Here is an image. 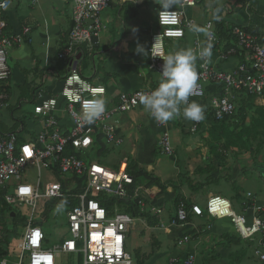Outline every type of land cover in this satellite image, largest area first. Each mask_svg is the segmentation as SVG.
Returning <instances> with one entry per match:
<instances>
[{"label": "built area", "instance_id": "1", "mask_svg": "<svg viewBox=\"0 0 264 264\" xmlns=\"http://www.w3.org/2000/svg\"><path fill=\"white\" fill-rule=\"evenodd\" d=\"M110 1L72 0V25L67 44L57 54L66 68L59 90L63 99L62 106L60 107L56 97L45 96L39 90L34 113L42 120V127L34 133V138L21 142L15 132L0 133V198L15 207L25 206L28 209V224L19 244L16 264H56L58 252L80 254L81 264H133L126 250V239L135 217L120 211L116 204L112 211L104 204L110 203L113 198L131 196L127 185L133 183V177L128 172V162L123 160L117 168H110L92 157V154L97 155L103 145L121 144L122 139L116 134L115 118L137 107L140 95L151 92L159 84L121 92L116 102L105 108L93 122L82 119L83 110H94L95 105L91 102L95 98L103 99L106 88L91 84L78 74V55H81L85 47H90L92 39L97 38L105 29L101 12ZM12 2L13 0H0V113L9 106V96L2 89L3 82L10 74L7 55L13 46L23 43L30 33L29 27H23L16 34L5 32L7 24L4 15ZM196 2L197 0H179L177 8L169 9L174 13L171 16L162 9L157 13V26L151 32L147 54L149 66L160 78L163 65L161 57H166L167 41L184 37L185 28L190 25L184 9L194 7ZM207 33H211L210 40L206 36L207 42H217L214 30L208 29ZM232 34L236 39L237 49L244 53V61L232 70H225L215 68L211 62L199 60L197 85L188 100L202 102L204 119L209 113L216 121L230 117L236 108L234 92L245 97L264 98V43L259 41L257 34L242 26H234ZM200 42L197 37L192 50L198 51L201 48ZM236 52V48L231 47L219 52L218 57L224 61L236 56ZM209 85L216 88L214 93L207 94L206 87ZM58 110L66 114L69 126L63 118L56 115ZM201 122L202 120L192 121L189 131L196 132ZM161 146L164 153L172 152L166 132L162 135ZM29 169L37 172L34 182L26 178ZM43 172L52 180L43 182ZM146 192V189L137 186L132 196L140 198L138 204L141 209L146 207L159 218V229L170 231L190 224L183 201L165 223L161 218L165 206L146 203L143 200ZM50 199H59L65 207L68 235L59 244L48 248L45 246L44 232L39 226L33 225L32 221L38 206ZM72 200L77 201L76 205L71 203ZM190 212L198 217L206 213L211 219L227 218L240 238L251 239L259 233L264 243V220L255 215L248 222L244 215L235 214L230 201L222 196H210L205 210L197 204H191ZM203 226L206 230L211 228L208 224ZM193 227L195 230L199 229L195 225ZM192 237L193 234L187 233L175 238V247L183 254L171 255L168 264L196 263L195 253L187 250ZM255 253L258 261L264 264V251L257 250Z\"/></svg>", "mask_w": 264, "mask_h": 264}, {"label": "crops", "instance_id": "2", "mask_svg": "<svg viewBox=\"0 0 264 264\" xmlns=\"http://www.w3.org/2000/svg\"><path fill=\"white\" fill-rule=\"evenodd\" d=\"M178 2L179 0H177L173 8L178 7ZM159 3L160 0H157V2L156 0H111L101 12V20L105 25V29L97 38L92 39L90 47H85L81 55H78V74L91 84L103 85L106 88L103 96L105 108L113 105L121 92H131L154 87L160 83L161 78L159 74L149 66L148 54L145 55L136 51L139 44L143 46L147 53L151 32L157 26V13L161 9ZM184 12L190 24L203 28L205 31L194 33L189 30L188 26L185 28L183 38L167 41L165 56L182 49H192L197 37L200 38L201 47L205 43H211L206 41L205 33H207L208 29H212L216 34L215 28L217 23L223 24L225 28H233L234 26L251 27L258 34L259 40H264V0H250L245 6L234 4V0H197L194 7H186ZM71 13L72 0H13L10 9L6 12L4 20L9 26L8 33H19L23 27H29L30 33L28 37H25L23 43L13 46L7 55L10 74L3 82L2 89L9 96V106L5 109L11 110L10 113L12 115V108H20L24 102H28L32 105L35 120L31 121L29 117L25 116L19 120L21 124L19 132L13 129H1V134L15 132L21 142L34 138V133L42 127V120L34 113V107L37 103L36 95L39 90H42L45 96L56 97L58 103H60V107L62 106L63 99L59 95V90L62 85V77L66 73V68L57 54L67 44V33H69L72 25ZM218 40L219 38L217 37ZM230 42H234V40L231 39ZM223 43L222 39L219 42L211 43L212 56L210 62L215 68L232 70L233 67L242 61V58L238 54L227 60H220L218 53L222 51ZM198 64L199 60L196 61V71ZM215 91L216 88L213 86V90L208 94ZM233 94L235 105L238 106L237 109L244 106V115H247L253 108H256L257 111H264V98L245 97L237 92ZM240 100L243 101L240 102ZM193 101L203 105L201 101ZM185 106L181 105V113ZM2 112L0 113L1 123L4 122L2 116L5 118ZM56 115L63 118L67 126L70 125V121L63 111L58 110ZM233 118L231 117L228 121L221 123L214 122L212 117L210 119H203L198 126V130L194 133L189 131L192 120L185 119L182 114L167 123L161 124L152 118L141 103L133 110L118 115L115 118L117 121L116 134L122 139L121 144H125L126 141L127 145L132 147L130 153L134 155L125 156L121 161L126 160L129 162V160H133L138 168H142L150 174L151 165L145 162L141 155L144 152L152 150L153 153L156 151L164 153L161 146V138L164 132L168 134L172 148V152L167 154L169 156L174 151L170 137L171 131L175 143L180 144L183 143V140L185 141V144L183 143V151L188 156V160L186 171L183 175L179 173L178 176H175L177 178L176 181L173 182L169 180L170 178L163 179L152 173L153 177L159 179L166 186L164 191H161L156 185L148 188L144 187V185H139L147 190L144 198L155 199L156 204L159 202L165 206V210L161 214V218L165 223H167L170 216L176 210L173 201L177 195L183 196L190 205L197 204L194 200L197 188H203L206 191L207 200L212 195L222 196L220 193L222 190L218 187L220 181L231 182L234 176H237L236 178L239 179L245 195H243V192H241V189L235 183H231L233 184L231 186L233 193L229 195L230 199L226 196L222 197L229 200L231 204L234 199L242 198V212L248 222L255 215L264 220V198H257L260 181L253 178L243 167H234L235 161L232 158H230L232 160H228L230 163H226L227 168L223 167L219 161L222 153L219 152L220 147L218 145L216 147L215 144L221 141L225 135H222V138H216V134L219 133V128L222 124L230 127L238 120V117H235L237 118L236 120ZM247 118L248 116L244 120ZM154 133L158 135L157 142L149 145ZM210 143L213 145L209 147ZM103 146L102 148L106 150L107 146ZM243 157L246 158V155H243ZM179 175H181V179H179ZM26 178L29 179V177ZM249 194L251 195L250 197ZM71 203L76 205L77 201L72 200ZM4 207L9 210V217L11 219L16 218L24 221L25 224L19 225L24 227L25 230L28 224V218H26V214L28 216V209L25 206L15 207L0 198V210ZM23 208L26 209V212L24 215H20V211ZM36 210L32 224L39 226L41 229L50 221L48 218L50 214H53V217L58 221H62V216L66 217L65 207L59 199L46 200ZM11 213H14V216H11ZM137 219L139 218H135V220ZM223 219L227 218L211 219L206 213L199 217L191 213V219H189L191 225L189 224L185 228L175 227L170 231L161 230L169 234H173V231L177 230L179 234H176V236L172 235L174 242L175 238L194 232L193 235H196L192 243L189 244L188 249L190 247L191 249L189 250L195 253L194 249H198L199 239L205 233L200 229L195 230L193 225L202 228L203 225L208 224L211 226L210 230L213 229L212 231L219 236L225 233L237 235L232 224L218 223L216 225L213 222L212 225V221ZM198 221H201V223H198ZM62 224L64 226V236L61 240L68 235L66 221H62ZM156 228L159 229L157 226ZM210 230L205 229V232L207 233ZM2 236H5V234L0 231V239ZM215 237L213 238L214 240H216ZM46 241L45 237V243ZM239 243L240 245L234 246L244 247L246 250L238 251L234 255L236 259L233 263L230 262L231 257H233L231 255L233 251L232 247L228 248L223 245L219 247L220 251L217 255L219 254V257L224 260L223 263L227 261V264H240V261L246 259L248 256V251L252 253L257 250L264 251V243L259 233L255 234L251 239L241 238ZM19 244L14 250L13 255H9L7 243L8 253L0 259V264L2 262L4 264H16L18 262ZM218 245L220 244L218 243ZM180 252L181 250L176 248L169 256ZM59 253L62 252H58L56 256ZM64 254L72 256L68 264H81L82 257L80 254ZM208 263L215 264V261L209 260ZM56 264H58L57 261ZM195 264H201V262L199 263L198 261ZM247 264H260V262L258 258L255 261L254 259H247Z\"/></svg>", "mask_w": 264, "mask_h": 264}, {"label": "rangeland", "instance_id": "3", "mask_svg": "<svg viewBox=\"0 0 264 264\" xmlns=\"http://www.w3.org/2000/svg\"><path fill=\"white\" fill-rule=\"evenodd\" d=\"M168 41H173V39H168ZM12 109V115L10 113L11 110L5 109L2 112L4 113L5 118H3L2 116L4 122H0V130L13 129L19 132L21 130V124L19 122L21 118L27 116L31 121L35 120L33 116L32 105L28 102H24L20 108ZM247 116L248 118L246 120L242 119L240 111V114L238 116H235L238 117V120L229 127L230 133L227 136L223 137L221 141L217 142L215 146L217 147L218 145V147H220L219 152L222 153V156L220 157L219 161L223 167H226V163H230L228 160L232 158L235 161L234 167H243L249 172V174H251V176H253V178L260 181V187L257 191V198L262 199L264 198V118H260L259 120L260 114L259 111L256 110V108L251 109L244 118H246ZM235 117L233 119L236 120L237 118ZM172 134L173 133L171 131L170 137L174 149L171 156L159 151L153 153V150L144 152V154H142L141 156L145 160V162H148V164L151 165V174L153 173L155 175H158L163 179L170 178L169 180L175 182L177 179L175 176H178L179 173L182 175L185 173L188 156L183 151L185 141L183 140L184 144L175 143V141H173L174 136ZM157 138L158 135L154 133L149 145L156 143ZM127 144L128 143H126V141L125 144H121L120 146H113L112 144H108L104 154L102 153L100 157L98 155L92 154V157L110 168H117L119 162L125 156H134L130 153L132 147ZM210 145L213 144L210 143L208 146L210 147ZM243 155H246V158H244ZM27 176L29 177V181L34 182L37 177V172L33 169H29L27 171ZM236 177L234 176L231 182L225 180L220 181L218 187L220 190H222V192H220L222 196H226L229 198V195L233 193L231 186L234 183L241 189L243 195H245L243 191L244 189L240 185L239 179ZM179 179H181V175H179ZM50 180L52 179H49L45 172H43L42 181L47 182ZM140 181L141 183L145 182L144 178H141ZM196 190L197 191L194 195V200L203 210H205L207 193L203 188H197ZM242 200V198H239L232 201V210L235 214L244 215L241 205V203L243 202ZM25 212L26 209H21L20 215H24ZM26 218H28L27 214ZM48 218L50 219V221L45 224L42 229L47 240L45 246L51 248L59 244L61 238L64 236V226L62 224V221H66V217L62 216V221H58L53 217V214H50ZM12 220L13 219L9 217V210L5 207L2 208L0 210V231H2V233L6 236L9 255H13L14 250L20 243L22 235L24 233V227L19 224L14 225ZM213 222L216 225L218 223L231 225L228 219L214 220L212 221V225ZM198 223H201V221H198ZM199 229L205 234L199 239L197 247L198 249H194L197 256L196 263H198L199 261V263L201 262V264H207L210 258L213 257V259L211 260H214L215 264H227V261L223 263L224 260L219 257V254L217 255V253L220 251L219 247L222 246V244L218 245V243L223 241V237L217 235L214 231H212L213 229L207 233L205 232L204 228L199 227ZM176 234H179L177 230H174L173 234L165 233L164 231H162L161 229H157L156 227H148L147 222L143 219H137L135 220L134 225L131 226L130 231L127 233L126 250L130 254L133 260V264H168V259L171 256H169V254H172V252L176 250L174 246L175 242L173 240V236H176ZM214 236H216V240L213 239ZM231 247L235 250L237 246ZM189 249L191 248L189 247ZM189 249L187 248V250ZM253 252L254 253L248 251V256L246 257V259L240 261V264H247V259H254L255 261L257 259V256L255 251ZM177 254L181 255L183 253L180 252ZM234 255L235 254H233V257H231L232 259L230 260V262L232 263L236 259ZM71 258L72 256L70 255L59 253L58 256H56V261L58 264H68Z\"/></svg>", "mask_w": 264, "mask_h": 264}, {"label": "clouds", "instance_id": "4", "mask_svg": "<svg viewBox=\"0 0 264 264\" xmlns=\"http://www.w3.org/2000/svg\"><path fill=\"white\" fill-rule=\"evenodd\" d=\"M175 3L177 0H160L159 5L162 11L171 16L174 13L169 9L173 8ZM189 30L194 33L205 31L192 24L189 25ZM205 35L209 40L211 39V33H205ZM211 49V43H205L198 51L189 48L168 54L166 57L160 56L163 59V65L159 85L151 92L141 94L139 97L144 109L156 122L164 124L181 114L185 119L197 122L205 118L203 106L195 101L189 102L188 98L197 85L196 61L210 62ZM136 51L147 55L143 46L139 44ZM91 103L95 105V109L92 111L85 109L81 114L82 119L89 123L98 118L105 109L102 98H95ZM181 105H186L182 113Z\"/></svg>", "mask_w": 264, "mask_h": 264}, {"label": "trees", "instance_id": "5", "mask_svg": "<svg viewBox=\"0 0 264 264\" xmlns=\"http://www.w3.org/2000/svg\"><path fill=\"white\" fill-rule=\"evenodd\" d=\"M248 2H250V0H234V4H241L242 6H245L246 3H248ZM8 28H9V26L7 24V26L5 27L6 33H8ZM244 29L257 34L256 31L251 27H246ZM215 31H216V34H217V37L219 38V40L222 39V41L224 42L223 43L224 46H222L223 47L222 52L227 51L231 47H234V48H236V51H237L236 55L239 54V57H241L242 60L244 61V53H243V51L237 49L238 47H237V43L235 41L236 39L232 34V28H225L223 26V24L217 23ZM230 38L232 40H234V42H230V40H231ZM219 40L217 42H219ZM259 41L261 43H264L263 42L264 40H262V39ZM217 45H218V43H217ZM212 90H213V86H211V85L207 86V88H206L207 94L209 92H211ZM242 101L243 100H240V102H242ZM237 107L238 106H236L234 113L230 117H226L224 120L216 121L210 113L208 114V116L206 118L210 119L212 117L214 122L221 123L223 121H228L231 117L238 116L240 114L239 110L241 109V112H242L241 118L244 119V117H245L244 106L241 108H238V109H237ZM237 111H238V113H237ZM259 114H260L259 120H260V118L263 119L264 118V111H259ZM228 134H229V127L222 124L219 128V133L216 134V138H220L222 135L227 136ZM104 152H105V150L101 147V149L99 150V153H97V155L100 157L102 155V153L104 154ZM128 172L133 177V183L127 185L128 192L131 196H129L127 198H122V199L113 198V201H110V203L106 202L104 204L108 207V210H111V211L113 209L114 204H116L120 211L130 214L132 217L145 220L147 222L148 226H150V227H156L158 224V217L156 215L152 214L148 210V208H146V207L141 209L140 205L138 204V200L140 198H135L132 195H133L134 190L139 185H144V187H146V188L151 187L153 185H156L161 189V191H164L166 189V186L164 184H162L159 179H157L156 177H153L152 174L146 172L142 168H138L137 164L133 160H129V162H128ZM141 178H144V180H145L144 183H141V181H140ZM143 200L148 204L155 203V199L151 200L149 198H143ZM181 201L184 202L186 209H187V212H188V218L190 219L191 218V213H190V206L191 205L184 199L183 196L177 195L174 198L173 204H174V206L177 207ZM158 205L161 206L162 203H158ZM13 223L14 224H25L24 221H20L19 219H16V218L13 219ZM190 234H194V232H190ZM195 235H193L192 238H194ZM220 236L223 237L222 238L223 241H221L219 244H222L223 246L231 247V246H234L235 244L240 245L239 242H240L241 238L238 237L237 235H234V234L231 235V234L225 233V234H222ZM6 245H7L6 236H2V238L0 239V259L2 257H4L5 255H7V253H8V248ZM240 250L243 251V250H246V248L236 247L235 250L233 249L231 255L238 253V251H240ZM211 259H213V257L210 258V260ZM203 264H205V263H203ZM207 264H209V263L207 262Z\"/></svg>", "mask_w": 264, "mask_h": 264}, {"label": "bare ground", "instance_id": "6", "mask_svg": "<svg viewBox=\"0 0 264 264\" xmlns=\"http://www.w3.org/2000/svg\"><path fill=\"white\" fill-rule=\"evenodd\" d=\"M234 26V25H233ZM248 27V26H247ZM68 34V33H67ZM231 39V38H230ZM236 41V40H235ZM229 43V42H228ZM231 47V46H230ZM240 52V51H239ZM210 86V85H209ZM207 88V87H206ZM126 91V90H125ZM203 124V123H202ZM217 125V124H216ZM183 129V128H182ZM202 135V134H201ZM206 137V136H205ZM159 203V202H158ZM252 208V207H251ZM259 214V213H258ZM191 219V218H190ZM191 225V224H190Z\"/></svg>", "mask_w": 264, "mask_h": 264}, {"label": "water", "instance_id": "7", "mask_svg": "<svg viewBox=\"0 0 264 264\" xmlns=\"http://www.w3.org/2000/svg\"><path fill=\"white\" fill-rule=\"evenodd\" d=\"M10 215H11V216H14V213H11Z\"/></svg>", "mask_w": 264, "mask_h": 264}]
</instances>
